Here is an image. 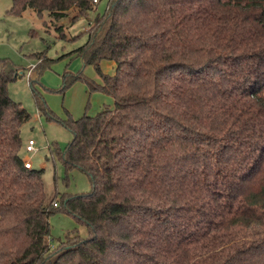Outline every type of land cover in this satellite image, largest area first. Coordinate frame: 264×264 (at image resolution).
I'll use <instances>...</instances> for the list:
<instances>
[{
	"label": "trees",
	"instance_id": "16d2710c",
	"mask_svg": "<svg viewBox=\"0 0 264 264\" xmlns=\"http://www.w3.org/2000/svg\"><path fill=\"white\" fill-rule=\"evenodd\" d=\"M26 8L57 19L93 1L6 12ZM85 32L73 51L99 81L66 71L60 90L81 80L112 105L60 120L71 139L54 153L86 193L45 201L42 169L23 166L29 113L6 90L22 72L0 59V264H264V0H107ZM57 208L88 236L50 245Z\"/></svg>",
	"mask_w": 264,
	"mask_h": 264
},
{
	"label": "rangeland",
	"instance_id": "374dc122",
	"mask_svg": "<svg viewBox=\"0 0 264 264\" xmlns=\"http://www.w3.org/2000/svg\"><path fill=\"white\" fill-rule=\"evenodd\" d=\"M106 2L94 0L93 8L85 15L70 9L65 16L54 19L45 11L37 16L30 8L24 9L20 15L7 13L11 0H0V59L5 58L22 72L6 84V90L8 97L29 113V119L19 128L21 153L32 168L42 169L46 202L53 194L75 195L90 190L88 176L78 167L65 169L54 151L62 152L71 139L70 131L60 120L67 116L78 118L83 113L91 115L101 107L112 105L108 95L87 93L81 80L60 90L63 84L61 75L66 71L81 72L83 76L99 81L94 67L84 65L73 50L86 41L89 22L103 12ZM29 65L35 66L28 76L33 82L32 87L25 77ZM37 65L42 66L38 76ZM98 67L102 73L113 72V64L108 60H101ZM35 95L42 101L43 111L37 109ZM28 138L35 145V150L29 153L23 149ZM53 200L57 202V196ZM58 209L48 217L50 245L58 244L66 235L88 236L87 227L81 220Z\"/></svg>",
	"mask_w": 264,
	"mask_h": 264
},
{
	"label": "built area",
	"instance_id": "2783aa9c",
	"mask_svg": "<svg viewBox=\"0 0 264 264\" xmlns=\"http://www.w3.org/2000/svg\"><path fill=\"white\" fill-rule=\"evenodd\" d=\"M93 1H94V0H93ZM32 68H33V66L29 65L28 68H27V70H26V72H25V77H26L27 80L29 79L28 76H29V73H30V71H31ZM29 77H30V76H29ZM23 149H24V151L27 152V153L34 151V150H35L34 141H33L31 138H28V139L26 140L25 144H24ZM26 161H27V160L25 159L24 162H23V166H24L25 168H30L31 165H30L29 161H28V162H26ZM52 205L55 206L56 203L53 202Z\"/></svg>",
	"mask_w": 264,
	"mask_h": 264
},
{
	"label": "crops",
	"instance_id": "0c3cea01",
	"mask_svg": "<svg viewBox=\"0 0 264 264\" xmlns=\"http://www.w3.org/2000/svg\"><path fill=\"white\" fill-rule=\"evenodd\" d=\"M74 54H75L76 56H78L76 53H74ZM79 58H80V56H79ZM80 59H81V58H80ZM17 73H20L19 69H18ZM86 92H87V93H90V92L87 91V87H86ZM93 92L100 93V92H98V91H93ZM101 108H102V107H101ZM99 109H100V108H99ZM99 109H98V110H99ZM98 110H97V111H98Z\"/></svg>",
	"mask_w": 264,
	"mask_h": 264
}]
</instances>
